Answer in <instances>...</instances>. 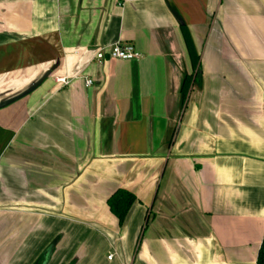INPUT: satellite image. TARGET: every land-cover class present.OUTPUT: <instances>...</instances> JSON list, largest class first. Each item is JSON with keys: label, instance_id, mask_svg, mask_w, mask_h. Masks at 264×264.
I'll return each instance as SVG.
<instances>
[{"label": "crops", "instance_id": "1", "mask_svg": "<svg viewBox=\"0 0 264 264\" xmlns=\"http://www.w3.org/2000/svg\"><path fill=\"white\" fill-rule=\"evenodd\" d=\"M117 43L142 57L94 60ZM263 241L264 0H0V264H256Z\"/></svg>", "mask_w": 264, "mask_h": 264}, {"label": "trees", "instance_id": "2", "mask_svg": "<svg viewBox=\"0 0 264 264\" xmlns=\"http://www.w3.org/2000/svg\"><path fill=\"white\" fill-rule=\"evenodd\" d=\"M189 50L190 52H192V55L195 54V52H193L191 43L189 45ZM198 62H199V57L197 56L195 57L194 55L193 58L194 65L196 66ZM197 75L187 76L183 81L182 98L184 103H186V101L188 100L190 90L198 80L199 76ZM134 202H135V196L124 189H120L119 191H117V193H115L113 196L110 197L109 208H111V212L118 219L119 223H122L125 220ZM256 264H264V241L260 248V252Z\"/></svg>", "mask_w": 264, "mask_h": 264}, {"label": "built area", "instance_id": "3", "mask_svg": "<svg viewBox=\"0 0 264 264\" xmlns=\"http://www.w3.org/2000/svg\"><path fill=\"white\" fill-rule=\"evenodd\" d=\"M142 57L141 53H139L134 45H126L123 43H117L115 46L111 48L100 47L94 53V60L99 64L104 63L109 60H123V61H131L138 60ZM57 83L67 86L70 84V79L68 77H59L57 78ZM93 81L87 79L86 85L92 86ZM116 254L111 253L109 255V259L112 260ZM123 264V263H122Z\"/></svg>", "mask_w": 264, "mask_h": 264}]
</instances>
